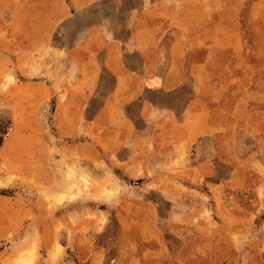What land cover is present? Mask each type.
Masks as SVG:
<instances>
[{
    "label": "rangeland",
    "instance_id": "obj_1",
    "mask_svg": "<svg viewBox=\"0 0 264 264\" xmlns=\"http://www.w3.org/2000/svg\"><path fill=\"white\" fill-rule=\"evenodd\" d=\"M113 1H118V8L110 4ZM143 1L101 0L83 12H71L72 16L67 15V7L59 24L51 26L52 15L63 14L60 6H68L66 0L56 3L54 9L46 4L50 0H43L36 19L29 4L30 12H21L24 20L13 25L8 24L12 12L5 9L9 0H0V123H10L0 146V194L16 196V204L26 209L25 213L15 209L21 211L16 226L5 227L0 236V264H96L98 257L99 264H264V194L258 197V186L264 184V135L252 139L242 122L233 142H220L213 154L219 163L212 171L217 179L212 192L219 198L216 206L204 186H156L152 180L160 176L150 172L141 176L139 169L133 178L125 170H117L98 181L100 173L89 162L82 169L75 153L37 149L40 139L44 143L55 136L52 121L59 111L56 100L64 93L60 79L64 81L66 76L52 71L82 21L102 20L113 29L115 21L126 16L124 5ZM200 1L202 18L209 15V2L222 16L225 3L243 4L233 15L241 23L247 56L254 62L256 49L264 59V0ZM126 31L123 26L122 32ZM43 37L48 39L46 43L40 40ZM256 71L234 78H239L238 85L260 80V108L264 111V71ZM94 93L89 115L101 100L102 93ZM203 148L204 153L191 150V159L205 156L206 144ZM40 167L58 169L53 193L42 186L44 181L35 172ZM180 172L169 171L171 178L181 179ZM71 207L79 218L83 213L85 224L78 229L92 250L85 257L71 238L76 234L78 216L69 219L68 225L55 219ZM40 209L47 211L46 216L39 214Z\"/></svg>",
    "mask_w": 264,
    "mask_h": 264
},
{
    "label": "crops",
    "instance_id": "obj_2",
    "mask_svg": "<svg viewBox=\"0 0 264 264\" xmlns=\"http://www.w3.org/2000/svg\"><path fill=\"white\" fill-rule=\"evenodd\" d=\"M42 1L9 0L8 5L5 3V9L12 12L8 24H20L24 20L21 12H30L29 4L34 7L32 17L36 19ZM60 1L46 4L54 9ZM66 1L68 6H60L63 14L52 15L51 26L59 24L67 7V15L72 16L71 12H83L101 0ZM110 4L119 7L118 1ZM202 6L199 0H144L139 5H124L126 16L117 19L113 29L102 20L82 21L52 71L66 76L64 81L60 79L59 87L64 93L56 100L59 111L52 121L55 136L44 143L40 139L37 149L43 153L49 149L51 154L75 153L82 169L89 162L100 173L98 181L117 170H125L133 178L139 169L141 176L146 172L160 176L152 180L156 186H204L209 192L206 196L216 206L219 198L212 192L217 179L212 177V171L218 168L213 154L219 143H232L240 122L252 139L259 140L264 135L259 77L257 82L241 85L236 84L239 78H234L236 74L244 78L251 71H264V59L256 49L254 62L247 56L249 49L244 45L241 23L233 15L243 4L225 3L220 9L224 11L222 16L209 2L205 18L201 17ZM29 12L27 18L31 16ZM123 26L126 32H122ZM40 40L46 43L48 39ZM94 91L102 93L101 100L89 115V100L97 95ZM205 144L206 155L191 159V150L204 153ZM230 151L234 155L235 151ZM58 160L61 162L62 156ZM170 170L181 171V179L171 178ZM35 172L43 179L42 186L50 189L49 193L53 191L58 169L40 167ZM258 192L261 198L264 184L258 186ZM17 201L16 196L0 194V236L5 234V227L16 226L21 213L16 208L26 212ZM38 211L46 216L44 209ZM74 212L71 207V211L55 219L68 225L69 219L78 216L76 234L71 238L85 257L92 251L78 229L85 221L83 213L79 218ZM97 260L99 264V257Z\"/></svg>",
    "mask_w": 264,
    "mask_h": 264
},
{
    "label": "trees",
    "instance_id": "obj_3",
    "mask_svg": "<svg viewBox=\"0 0 264 264\" xmlns=\"http://www.w3.org/2000/svg\"><path fill=\"white\" fill-rule=\"evenodd\" d=\"M10 128V123L9 121H2L0 123V146L2 144L4 136L7 134L8 130Z\"/></svg>",
    "mask_w": 264,
    "mask_h": 264
}]
</instances>
